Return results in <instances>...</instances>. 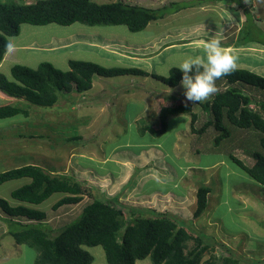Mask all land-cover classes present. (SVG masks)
Masks as SVG:
<instances>
[{
    "label": "rangeland",
    "instance_id": "obj_1",
    "mask_svg": "<svg viewBox=\"0 0 264 264\" xmlns=\"http://www.w3.org/2000/svg\"><path fill=\"white\" fill-rule=\"evenodd\" d=\"M93 1H122L151 8L166 5L164 11L186 6L168 11L138 32L129 31L125 25L23 23L20 33L10 38L13 50L3 59L0 73L11 78L10 67L15 61L31 68L50 62L57 69L67 70L68 61L78 59L102 67H138L166 76L170 67L185 58L203 56V47L183 45L192 42L188 35L206 36L207 42L215 35L224 47L264 43V0ZM240 18L245 19L239 21ZM155 40L159 46L150 49ZM170 43L175 44L173 49L166 47L156 52ZM14 44L17 46L13 48ZM252 52L264 60L257 50L249 51L247 47L232 51L238 58L237 68L251 69L248 61L252 63L253 59L244 54ZM134 55L143 60H131ZM216 84L219 90L226 87L222 81ZM246 86L253 104L264 103V89ZM171 90L174 97L168 103L165 99L172 94L164 93ZM184 91L180 82L171 87L152 77L127 74L94 75L88 90L57 91L58 101L51 107L0 93V106L10 103L29 112L27 117L17 114L0 118V172L27 164L52 169L91 185L93 194L101 200H114L125 216L133 210L136 215L166 213L182 220L188 230L199 232L203 242L213 249L217 264L229 253L238 264H264V186L229 158L232 154L246 166L252 165V152L260 148L261 133L225 121L230 135L215 146L217 131L213 127L199 136L191 132L188 114L170 112L165 114L163 132L151 133L150 128L161 125L158 112L164 106L189 103L197 113L195 128L210 118L198 103L186 100ZM152 96L159 97L161 104L139 103L141 97ZM74 136L81 138L73 139ZM28 180L24 177L0 184V197L14 205L11 191ZM204 185L211 188L207 205L194 218L196 190ZM60 196L52 194L37 205L47 209L45 226L52 228V233L73 220L82 206L92 200V196L83 195V201L72 208L53 211L51 206ZM5 217L8 218L0 209V264H32L36 249L25 243L16 244L8 229L21 226H9L5 220L10 218ZM193 245L192 241L187 243L188 248ZM82 247L91 254L92 264H106L101 245ZM209 249L204 251L202 260L209 258ZM135 264L151 261L146 257Z\"/></svg>",
    "mask_w": 264,
    "mask_h": 264
},
{
    "label": "trees",
    "instance_id": "obj_2",
    "mask_svg": "<svg viewBox=\"0 0 264 264\" xmlns=\"http://www.w3.org/2000/svg\"><path fill=\"white\" fill-rule=\"evenodd\" d=\"M171 5V4H170ZM186 5L170 10L132 5L122 1L97 3L93 0H0V62L9 49L11 37L20 33L23 23L31 25H70L79 22L87 25H125L129 31L138 32L152 20L162 18L168 11L175 12ZM247 12V11H246ZM69 69L60 70L50 62H41L36 68L13 63L11 78L0 73V93L9 98L23 99L36 106L51 107L58 101L57 91H85L91 88L94 75L150 76L168 86H177L183 73L176 66L169 69L168 75H159L138 67H102L85 60L70 59ZM226 87L219 90L210 100L198 103L210 114V118L195 128L197 113L189 103L164 106L158 116L161 125L150 128L151 133H162L165 128L164 117L167 112L185 113L190 117L189 128L192 133L202 135L209 127L217 134L213 138L215 146L229 137V124L243 129H253L261 133L259 149L252 152L254 162L246 166L240 159L230 154L229 158L244 170L252 179L264 186V103L251 106L249 93L243 85L264 89V76L254 71L237 68L223 79ZM216 81V82H217ZM22 114L29 115L26 108L10 103L0 106V118ZM147 127V126H146ZM81 136H74L79 139ZM30 178L26 183L11 191L12 199L20 202L11 205L0 197V209L8 216L26 217L30 220L45 219L46 212L28 205H39L52 194L61 195L51 206L53 210L68 203H78L83 195L92 196L80 215L56 232L43 223H20V229H11L10 234L16 243H25L37 251L34 264H91V254L82 246L101 245L106 264H135L136 260L149 257L151 264H217L213 249L203 242L195 229L188 230L183 221L166 213L136 215L133 210L124 215L115 201L101 200L93 194L92 186L78 181L66 174L55 173L40 165L27 164L0 172V184L20 178ZM94 189V188H93ZM211 188L199 186L196 190L193 217L198 218L205 210L207 196ZM193 242L188 248L187 243ZM211 253L202 260L204 251ZM219 264H238L230 253L223 256Z\"/></svg>",
    "mask_w": 264,
    "mask_h": 264
},
{
    "label": "clouds",
    "instance_id": "obj_3",
    "mask_svg": "<svg viewBox=\"0 0 264 264\" xmlns=\"http://www.w3.org/2000/svg\"><path fill=\"white\" fill-rule=\"evenodd\" d=\"M8 46L11 48V41ZM237 59L215 35L204 44L203 56L185 58L176 68L183 73L180 84L186 100L193 104L210 100L219 91L216 81L236 70Z\"/></svg>",
    "mask_w": 264,
    "mask_h": 264
},
{
    "label": "crops",
    "instance_id": "obj_4",
    "mask_svg": "<svg viewBox=\"0 0 264 264\" xmlns=\"http://www.w3.org/2000/svg\"><path fill=\"white\" fill-rule=\"evenodd\" d=\"M231 14V13H230ZM245 19V18H244ZM244 19H242V18H240L239 19V21L241 20H244ZM229 20V19H228ZM238 29H239V27L237 28V31H238ZM188 38H190L189 40L190 41H192V42H186V43H183V45L184 46H186L187 47V45L188 44H193V45H197V46H201V48L204 46V44L205 43H207V41H206V36H201V35H198L196 38H194V37H191L190 35H188ZM194 38V39H193ZM183 41H186V40H183ZM232 43V42H231ZM230 43V44H231ZM252 43H254V45L253 44H248V45H246V46H242V45H237V46H233V45H229V46H226V48H230V50L231 51H236L239 47H240V49H244V48H246L247 47V49L249 50V51H253V50H257L258 51V53H260L261 55H262V57H264V43H261V42H252ZM155 45H157V46H159V42L157 41V40H155V41H152L151 42V45H149V47H150V49H152V47H153V49H154V46ZM173 45V46H172ZM174 43H170V44H168V45H163L162 47H160L156 52H158V51H160L162 48H166V47H168L169 49H173L174 48ZM193 45H191V46H193ZM256 45V46H255ZM17 45H15L14 44V46H13V48L14 47H16ZM24 47H29V46H24ZM102 47V46H101ZM13 49H12V46H11V48H9L8 49V51L6 52V54H5V56H4V58L5 57H7L8 55L7 54H9L11 51H12ZM155 52V53H156ZM153 55V54H152ZM244 55H249L248 57H250L251 59H253L252 60V63H250L249 61H248V65H251V67H248V68H251L250 70H254V71H256L258 74H260V75H263L264 76V60H263V58H259V56H257V54L256 53H253L252 52V54H244ZM240 56V55H239ZM125 58V56H121V58ZM258 57V58H257ZM3 58V59H4ZM145 59H148V58H145ZM131 60H133V61H142L143 59L142 58H140V57H138L137 55H134V56H132V59ZM14 63H16V61L14 62ZM149 72V71H148ZM151 72V71H150ZM151 73H153V72H151ZM128 75H130V74H128ZM131 76V75H130ZM138 76H140V75H138ZM144 77H149V78H151L150 76H144ZM224 82V81H223ZM240 87H242V88H244L243 90L245 91V93H249L248 91V89H247V86L246 85H241ZM245 88L247 89V90H245ZM149 93H151V90H149ZM167 94H172V96L170 97V96H167V98L165 99V101H168V103H171L173 100H172V98L174 97V92L172 91V92H170V93H168L167 91L164 93V96L165 95H167ZM119 96V95H118ZM171 99V100H170ZM170 100V101H169ZM253 100V99H252ZM175 101V100H174ZM139 103L140 104H145V105H150V104H161V99L159 98V97H154V96H152L151 98H149V99H144V98H142L141 97V99L139 100ZM127 104H131V103H127ZM254 104L257 106V102L255 101L254 102ZM253 103H251V106H255ZM255 106V107H256ZM189 119H190V117H189ZM190 122V121H189ZM25 178H27V177H25ZM29 180L26 182V183H29L30 182V178H28ZM26 183H23L22 185H24V184H26ZM21 185V186H22ZM57 199H55V201H56ZM54 201V202H55ZM83 201V198L81 199V201H79L78 203H68V204H63V205H61V206H59L57 209H55V210H53V211H59V212H61V207H65V211L67 210V208L68 209H70V208H72V206H74V205H77V204H79V203H81ZM18 203H20V202H18V201H16V203L14 204V205H16V204H18ZM89 203V202H88ZM88 203H86V204H88ZM85 204V205H86ZM85 205H83L82 206V208L85 206ZM28 206H33V207H36V208H38V209H40L37 205L36 206H34V205H28ZM120 207V206H119ZM82 208L80 209V212L76 215V217L73 219V220H75L79 215H80V213H81V211H82ZM44 211L46 212V217H47V214H48V212H47V209L45 208L44 209ZM131 212V211H130ZM5 214V213H4ZM5 215H7V214H5ZM7 217L8 218H10V219H8V218H6V219H8V220H5L7 223H8V225L10 226L11 225V221H17V222H22V223H39V222H41V223H44V225H45V223H46V217H45V219H43V220H41V221H36V220H30V219H27L26 217H17V216H8L7 215ZM12 219V220H11ZM20 219H24L25 220V222H23L22 220H20ZM73 220H71V221H73ZM71 221H69V222H67L66 224H68V223H70ZM65 224V225H66ZM64 225V226H65ZM16 244H18V243H16ZM36 258V257H35ZM35 258H34V260H35ZM32 264H34V262L32 261ZM92 264V263H91Z\"/></svg>",
    "mask_w": 264,
    "mask_h": 264
},
{
    "label": "bare ground",
    "instance_id": "obj_5",
    "mask_svg": "<svg viewBox=\"0 0 264 264\" xmlns=\"http://www.w3.org/2000/svg\"><path fill=\"white\" fill-rule=\"evenodd\" d=\"M3 60L0 62V65L2 64Z\"/></svg>",
    "mask_w": 264,
    "mask_h": 264
}]
</instances>
